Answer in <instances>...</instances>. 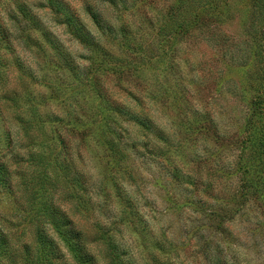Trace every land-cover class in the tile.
Segmentation results:
<instances>
[{
    "label": "rangeland",
    "instance_id": "rangeland-1",
    "mask_svg": "<svg viewBox=\"0 0 264 264\" xmlns=\"http://www.w3.org/2000/svg\"><path fill=\"white\" fill-rule=\"evenodd\" d=\"M56 1L62 3L60 8L55 1L0 0V27L5 32L0 37L5 47L1 54L9 67L6 90H0V96L11 98L10 108L1 103L0 159L9 171L2 179L11 187H0V221L20 242L11 252L12 259L0 264H80L73 256L82 250L80 243L69 248L52 226L44 227L41 241L32 240L36 229L32 216L41 201L49 204L53 216L72 220L85 231L91 254L86 256L88 264L112 262L108 248L113 245L100 223L107 220L109 210L116 217L123 214L126 221L121 225V246L127 256L122 258L115 250L123 264H264V188L257 174L261 169L259 163H249L241 144L252 98L242 71L250 65V71L264 77V32L260 33L264 19L256 25V33L247 17L250 0H230L229 13L220 0ZM173 11L182 15L171 21ZM167 22L186 28L180 33L167 31ZM222 31L239 42L235 55H246L247 66L242 60L240 65L231 63L230 55L213 45L212 32ZM126 36L132 41L128 49L121 45ZM255 44L260 46L256 57L248 52ZM192 80L199 86H193ZM102 86L124 104L130 103L129 92L145 100L150 92L164 95L181 117L194 151L201 150L207 138L215 140L210 119L223 134L222 141L211 145L219 149V156L201 172L207 182L205 195L212 200L219 197V204L187 242L150 248L142 243V236L138 240L135 228L146 229L119 199L113 180L115 176L135 196L124 179L131 171L130 163L121 152L114 161L104 144L113 137L111 125L119 117L99 94ZM149 104L153 118L168 125L164 113ZM53 112L59 115L49 116ZM24 120L31 121L33 128ZM7 132L12 133V151L1 149ZM82 136L104 150L107 164L101 195L99 190L83 195L66 162L64 142L75 144L73 137ZM93 165L89 158L86 171L99 176ZM147 192L164 207L151 186ZM109 197L112 202L105 207ZM176 198L183 196L177 193ZM86 205L93 213L89 219L83 218ZM161 220L168 224L176 217L165 215ZM155 227L159 229L158 224ZM177 235L168 233L170 239Z\"/></svg>",
    "mask_w": 264,
    "mask_h": 264
},
{
    "label": "clouds",
    "instance_id": "clouds-1",
    "mask_svg": "<svg viewBox=\"0 0 264 264\" xmlns=\"http://www.w3.org/2000/svg\"><path fill=\"white\" fill-rule=\"evenodd\" d=\"M190 82L195 87L199 86L195 80ZM137 87L144 90L143 85ZM99 94L119 117L111 125L113 137L110 140H104V144L111 152L115 143L122 153V159L130 163V173L122 175L134 188L135 196L125 191L115 176L113 180L119 190V199L133 210L140 225L146 229L141 231L140 228H135V231L139 233L138 240L142 236V243L150 248L152 244L170 248L181 242H187L203 227L202 222L218 207L220 198L212 200L204 193L207 182L202 178L201 172L219 156V149L211 145H214L216 141H222L223 134L210 119L209 123L215 140L211 137L207 138L208 143H204L201 150L194 151L188 143L181 117L164 95L150 92L148 100H145L143 95L129 92L130 103L124 104L108 94L103 86ZM149 101L168 118V125H162L153 118L151 114L153 109ZM57 115L59 114L55 112L49 114L53 117ZM73 139L77 141L75 144L67 140L64 142L66 162L73 176L78 178L83 195L90 196L94 190H99L97 195H101L107 164L104 150L88 143V138L85 136L73 137ZM89 158L94 162L93 166L99 170V176L86 171ZM73 183L77 182L73 180ZM148 186H151L164 207L151 198L147 192ZM177 193L182 194V200H177ZM111 202L109 197V200L103 203L107 207ZM174 207L175 210H173ZM141 208L144 209L143 213L140 211ZM186 212L190 213L187 217H185ZM165 215L175 216V222L164 224L161 218ZM105 216L107 220H102L101 226L107 231L116 252L122 258L126 257L127 251L121 246V240L124 237L121 225L126 224L123 214L116 217L109 210L105 212ZM157 224L159 229L155 227ZM170 231L178 233L176 239L168 237ZM44 233L48 236L46 230ZM79 243L86 254L91 255L83 239ZM158 255L164 259H170L163 253Z\"/></svg>",
    "mask_w": 264,
    "mask_h": 264
},
{
    "label": "trees",
    "instance_id": "trees-1",
    "mask_svg": "<svg viewBox=\"0 0 264 264\" xmlns=\"http://www.w3.org/2000/svg\"><path fill=\"white\" fill-rule=\"evenodd\" d=\"M58 3L56 0H47L48 3L53 2ZM230 0H220L222 2L225 12L229 13L231 10L230 5L228 4ZM251 6H250V13L248 12L247 17L250 18V20L253 21L255 25V30L257 33V26L261 21L264 19V0H250ZM52 4V3H51ZM60 4V5H59ZM60 8L62 6V3L57 4ZM184 4L182 5V7ZM52 7L54 8V5L52 4ZM59 11V9H58ZM60 13V11L58 12ZM182 15V12L180 11H173L171 12V21L179 18ZM246 17V16H245ZM99 18V17H98ZM70 23V20H69ZM172 26V23H165L164 29L165 30H174L176 32H183L185 26L183 24ZM221 31V30H219ZM263 33V31H260V33ZM4 30L2 26L0 27V37L4 35ZM261 33V34H262ZM211 42L214 46H216L223 55L229 56V60L231 63L240 65L244 62L247 66V56L242 55L241 57H237L235 55L236 48L239 45V42L235 39L231 38L226 33H223V31L220 32H212L211 35ZM131 38H128V36L124 37L122 40V47H126L127 49L130 47ZM260 46L258 44H255L253 47H251V51H248L251 53L254 57L257 56L259 52ZM5 47H2L0 43V90L1 92H4L6 89L5 83L7 82L9 78V67L6 65L3 55L1 54V50ZM247 54V50L245 51ZM126 51L122 52V56L124 58ZM126 57V56H125ZM243 57V58H242ZM150 58V57H148ZM143 60V59H142ZM240 60L241 63H240ZM120 66V65H119ZM250 66V65H249ZM249 66L247 67V70L242 71L243 72V78L245 79V83H247L248 88L250 89L252 98L249 101V107H250V116L249 119H247V133L242 139V147H244L245 151L247 152L248 157L250 158L249 163H259L260 165V171L257 172L259 176V182L261 183L262 187L264 188V77L259 76V73L257 74L253 71H250ZM172 68V65H171ZM3 82V83H2ZM16 97H13L15 99ZM2 101L4 104H6V107L11 106V98L1 97L0 96V116L3 115L2 112ZM13 102V101H12ZM14 105L17 107L16 101H14ZM19 110V109H17ZM20 117L19 115H17ZM25 124L30 126V129L33 128V124L31 121L24 120ZM27 129V127H25ZM28 133V129L25 131V134ZM5 139L1 142L2 147L8 148L10 151H12L11 147L13 144V140L11 139L12 133L7 132L5 133ZM113 153V160L118 161L119 157L116 156L120 150L118 146L114 143L112 147ZM5 172L9 173L6 164L0 159V187H11V183L7 180L2 179V175L5 174ZM33 198V196H32ZM33 204H35L33 202ZM85 213L83 214L84 219H89L90 216H92V209L89 205H86ZM34 220L32 221V226H36V229L32 233V240L33 241H41L42 240V232L44 231V227L46 225L52 226L53 230L57 234V237L64 242L65 245H67L69 248H73L77 246L76 242H79L81 239L85 242L84 236H86L85 231L76 228V225L74 221L69 220L64 217H56L53 216V212L50 210L49 204L41 201L38 208H36L35 213L32 216ZM37 222V223H36ZM96 241V237H94ZM19 238L15 237V233L6 230L4 224L2 221H0V260L8 262L12 259V251L16 246L19 244ZM86 243V242H85ZM87 244V243H86ZM109 250V260L112 262H109V264H122V262L117 261L119 260V257L115 252V247L111 246L108 248ZM111 250V251H110ZM82 251L84 253H82ZM74 258L76 261H79L80 264H88L89 260L86 259L85 250L82 248L79 253H75ZM89 258V257H88ZM91 264H97V263H91Z\"/></svg>",
    "mask_w": 264,
    "mask_h": 264
}]
</instances>
